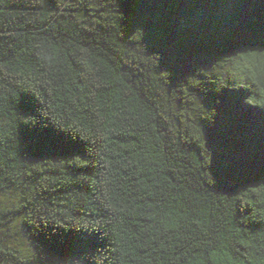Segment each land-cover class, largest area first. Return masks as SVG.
<instances>
[{"label":"trees","instance_id":"trees-1","mask_svg":"<svg viewBox=\"0 0 264 264\" xmlns=\"http://www.w3.org/2000/svg\"><path fill=\"white\" fill-rule=\"evenodd\" d=\"M6 193L0 264H264V0H0Z\"/></svg>","mask_w":264,"mask_h":264},{"label":"rangeland","instance_id":"rangeland-1","mask_svg":"<svg viewBox=\"0 0 264 264\" xmlns=\"http://www.w3.org/2000/svg\"><path fill=\"white\" fill-rule=\"evenodd\" d=\"M13 195L10 193H6L0 196V208L9 204L12 200ZM9 233L11 235V239L17 245V247L22 248L27 246L26 238L23 235V232L18 224H14L10 227Z\"/></svg>","mask_w":264,"mask_h":264}]
</instances>
